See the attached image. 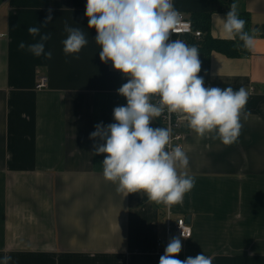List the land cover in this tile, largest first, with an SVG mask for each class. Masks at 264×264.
<instances>
[{
	"label": "crops",
	"instance_id": "obj_1",
	"mask_svg": "<svg viewBox=\"0 0 264 264\" xmlns=\"http://www.w3.org/2000/svg\"><path fill=\"white\" fill-rule=\"evenodd\" d=\"M233 2L173 0L192 22L202 20L195 14L210 15L209 31L198 29L204 38L236 41L219 23ZM235 2L249 14L254 47L235 57L213 51L198 75L205 87L245 88L251 116L230 146L199 138L182 120L187 171L196 182L182 203L167 207L144 192H118L103 176L105 154L94 147L102 142L89 137L97 124L115 122V107L126 106L118 89L129 78L101 62L87 0H0V260L159 264L170 216L171 226L190 218L193 228L190 239L172 231L182 244L176 259L203 253L213 264H264V0ZM49 9L52 21L41 34L51 33L45 51L52 58L20 50L22 41L38 42L27 28L41 25ZM65 22L85 33L78 54L63 52ZM40 76L48 85L39 91Z\"/></svg>",
	"mask_w": 264,
	"mask_h": 264
},
{
	"label": "clouds",
	"instance_id": "obj_2",
	"mask_svg": "<svg viewBox=\"0 0 264 264\" xmlns=\"http://www.w3.org/2000/svg\"><path fill=\"white\" fill-rule=\"evenodd\" d=\"M85 15L88 28L95 29V42L100 46L101 62H112L115 70L128 77L118 94L126 98V106L113 110L114 123L95 126L90 139L95 155L105 154L103 176L116 183L118 192L147 194L149 202L171 207L183 202L184 195L195 186V177L188 174L189 158L185 150L172 146L171 129L150 126L164 115L175 114L186 121L199 138L211 136L225 146L238 141L243 124L251 113L246 111L248 91L241 87H205L199 49L170 36L179 31L181 14L173 0H87ZM52 21V10L39 26H29L27 32L38 42H20L18 48L35 57L52 58L45 51L51 33L41 34V28ZM220 30L226 39L242 42L251 50L255 37L245 31L246 21L240 18L234 2L223 18ZM67 38L63 52L78 54L88 43L80 28L64 24ZM182 236H184L182 231ZM180 238H172L159 264H213L202 254L181 261ZM10 256L0 264H9Z\"/></svg>",
	"mask_w": 264,
	"mask_h": 264
},
{
	"label": "built area",
	"instance_id": "obj_3",
	"mask_svg": "<svg viewBox=\"0 0 264 264\" xmlns=\"http://www.w3.org/2000/svg\"><path fill=\"white\" fill-rule=\"evenodd\" d=\"M174 5V4H173ZM178 11V10H177ZM181 14L182 23L178 32L170 36V40L179 39L188 44L189 39H200L203 37V32L201 30L195 29L193 22L188 18L183 12L178 11ZM48 80L45 76H40L38 79L37 90H43L47 88ZM159 121L162 124V127L171 129L172 133V146L179 145L184 149V134L182 132V120L179 119L175 114H172L170 117L167 113L162 115L159 118ZM171 219L168 216L169 226L167 229V240L166 242H161L159 245H168L172 237V231L174 230L176 234L182 239H190L193 234L192 225L187 222L185 218H179L176 220V223L171 226ZM182 231L185 237L182 236Z\"/></svg>",
	"mask_w": 264,
	"mask_h": 264
},
{
	"label": "trees",
	"instance_id": "obj_4",
	"mask_svg": "<svg viewBox=\"0 0 264 264\" xmlns=\"http://www.w3.org/2000/svg\"><path fill=\"white\" fill-rule=\"evenodd\" d=\"M195 15H197L196 18L202 17V20L200 18L198 19V21L197 20L193 21L195 29H202L203 31L208 32L209 27H210V15L202 14V13H198ZM239 16L240 18L246 21V24H245V31H246V27L248 26L249 21H250L249 14L243 12V13H239ZM187 45L196 46L199 49V53H200L199 59L201 61V67L205 66L204 64H206V66L208 65L207 63H209V55L213 51H219L231 57L239 56L247 52V49H245L242 46V42L238 38L236 41L218 40V39L211 38L209 34L207 37L205 38L203 37L202 40H198V41L191 38L189 39V42ZM156 127H162V124L159 121V119H156L153 124V128H156Z\"/></svg>",
	"mask_w": 264,
	"mask_h": 264
},
{
	"label": "water",
	"instance_id": "obj_5",
	"mask_svg": "<svg viewBox=\"0 0 264 264\" xmlns=\"http://www.w3.org/2000/svg\"><path fill=\"white\" fill-rule=\"evenodd\" d=\"M187 222L190 223V218L187 219Z\"/></svg>",
	"mask_w": 264,
	"mask_h": 264
},
{
	"label": "bare ground",
	"instance_id": "obj_6",
	"mask_svg": "<svg viewBox=\"0 0 264 264\" xmlns=\"http://www.w3.org/2000/svg\"><path fill=\"white\" fill-rule=\"evenodd\" d=\"M190 224V223H189Z\"/></svg>",
	"mask_w": 264,
	"mask_h": 264
}]
</instances>
